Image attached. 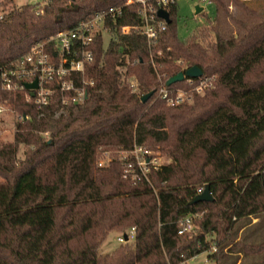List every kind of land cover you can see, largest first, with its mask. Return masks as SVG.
Masks as SVG:
<instances>
[{
  "label": "trees",
  "instance_id": "1",
  "mask_svg": "<svg viewBox=\"0 0 264 264\" xmlns=\"http://www.w3.org/2000/svg\"><path fill=\"white\" fill-rule=\"evenodd\" d=\"M125 1L43 0L0 10V66ZM209 1L214 18L186 40L176 33V1L153 45L120 32L141 24L137 4L107 19L108 39L95 37L92 84L81 104L58 112L56 99L38 110L23 91L11 98L20 118L13 140L0 142V264H187L203 252L206 264H264V240L255 242L264 226L245 235L264 215V14L240 0ZM229 1L256 19L231 15ZM226 17L236 30L220 29ZM191 66L215 77L214 88L169 105L157 95L159 83ZM128 75L137 93H129ZM133 145L160 148L170 162L150 167L147 179L136 171L133 180L117 155ZM206 184L213 201L189 204ZM197 208L207 211L193 216ZM189 215L192 229L179 234ZM114 227L134 228V237L100 257V241Z\"/></svg>",
  "mask_w": 264,
  "mask_h": 264
},
{
  "label": "built area",
  "instance_id": "2",
  "mask_svg": "<svg viewBox=\"0 0 264 264\" xmlns=\"http://www.w3.org/2000/svg\"><path fill=\"white\" fill-rule=\"evenodd\" d=\"M175 1L177 2V0H126L123 6H110L103 12H96L91 18L81 21L73 28L60 30L45 41L33 44L27 52L7 65L0 66V115L11 112L15 116L14 119L20 118L10 107L11 98L22 91L20 96L22 95L26 102L32 103L38 110L53 104L55 99L60 105L58 112H64L65 107L70 105L83 103L88 96L87 87L92 84L87 71L94 61L95 37L109 32V29L105 27L106 20L114 22L122 15L124 7L137 4L141 24L121 26L120 32L122 34L138 32L145 36L148 45H153L159 34L166 28V22L157 16V10L164 9L168 12V7ZM206 1L200 0V2ZM34 80L36 88L26 89L25 84L32 83ZM123 80L129 88V93L138 92V83L134 76H124ZM184 80L188 84V92L181 89L169 90L161 84L157 95L169 105L179 104L184 99H188L187 93L199 94L211 88L215 77L201 75ZM27 117L23 115L24 119ZM119 158L125 160V176L130 174L133 180L137 178L136 171L147 179L146 173L150 167L160 166L156 157L151 156L144 147L137 145H133L128 151H121ZM98 165H103V162L99 161ZM192 215L199 216L197 212ZM192 215L181 220L179 234L192 229ZM124 235L127 240L124 239ZM133 237L134 228H130L127 232L121 233L117 239L125 243ZM216 251L215 244L208 250L210 253Z\"/></svg>",
  "mask_w": 264,
  "mask_h": 264
},
{
  "label": "rangeland",
  "instance_id": "3",
  "mask_svg": "<svg viewBox=\"0 0 264 264\" xmlns=\"http://www.w3.org/2000/svg\"><path fill=\"white\" fill-rule=\"evenodd\" d=\"M244 1L248 7L255 10L257 12V15L264 14V0H240ZM42 3L43 0H0V10H6L9 8L12 4L15 5H21L24 3ZM228 3V11L231 15L239 17L240 19L247 20L249 22H252L256 19V15H247L245 11L234 4L233 1H229ZM199 6L201 7L202 13L195 14V7ZM205 13V14H204ZM215 16V6L212 2L206 1V2H200V0H177V7H176V15L174 17L175 19V29L178 38L181 40H186L191 35H193L197 29H201L205 26L207 19L206 18H214ZM248 22V23H249ZM236 30V24L233 20H231L229 17H226V19H222L220 21V29L223 31H229ZM104 42H107L108 36L106 33L103 34ZM213 38V34L211 35V39ZM214 85V83H213ZM161 86V82L159 83L158 88ZM215 86V85H214ZM212 86L211 88H214ZM188 88V87H187ZM187 88L183 87H176L175 89H181L187 90ZM210 89V88H209ZM204 92L199 93V95H203ZM188 94V99H184L180 103H187L190 104L193 101V96L191 93ZM179 103V104H180ZM176 105V104H175ZM15 116L13 113H4L0 115V142H10L13 140V133H14V119ZM44 137H47V133L44 134ZM147 151L151 153V156L156 157L158 160V163L160 165L166 164L170 162V157L164 153L160 148H145ZM22 150V149H21ZM121 151L117 153L120 154ZM109 156L104 155L103 158H101L99 161L103 162V164L108 161ZM206 208H197L194 212H197L199 215L203 214L207 210ZM264 221V215L262 217ZM255 219H252V222H254ZM262 221V222H263ZM260 222L256 228L254 229H247L245 231V235L248 236L251 232L259 230L261 227L264 226V224ZM124 228L121 227H114L109 230H107L106 235L102 238L100 241L99 247H98V254L100 257L108 256L112 257L117 253V251L121 250L122 247H125V244L123 242H120L117 238L122 233ZM264 237V235H262ZM238 237V234H237ZM263 237L257 236L255 238V242L263 241ZM130 242V241H128ZM237 248V247H236ZM237 250H235V254H237ZM206 256L207 253H200L196 255L195 257L190 258L187 261V264H206Z\"/></svg>",
  "mask_w": 264,
  "mask_h": 264
},
{
  "label": "water",
  "instance_id": "4",
  "mask_svg": "<svg viewBox=\"0 0 264 264\" xmlns=\"http://www.w3.org/2000/svg\"><path fill=\"white\" fill-rule=\"evenodd\" d=\"M202 11V8L199 6L195 7V14H198ZM157 16L161 19H163L166 23H170L169 14L164 9H158L157 10ZM202 75V71L197 66H191L187 68L184 72H178L175 75L169 77L165 81V86H170L176 82L183 81L185 78H197ZM26 89L30 88H36V81L34 80L32 83H26L25 84ZM33 94V93H32ZM152 95V92L146 93L141 96V101L145 102L149 97ZM213 201V197L211 196L209 192V186L206 184L203 188V190L199 193H197L194 197L191 198L189 201V204H194L198 202H210ZM124 239L127 240L126 235H124Z\"/></svg>",
  "mask_w": 264,
  "mask_h": 264
}]
</instances>
